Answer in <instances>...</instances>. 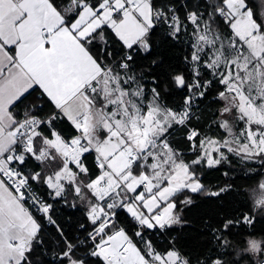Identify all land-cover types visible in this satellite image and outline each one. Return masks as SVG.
I'll return each instance as SVG.
<instances>
[{"label":"snow or ice","instance_id":"6c2138e0","mask_svg":"<svg viewBox=\"0 0 264 264\" xmlns=\"http://www.w3.org/2000/svg\"><path fill=\"white\" fill-rule=\"evenodd\" d=\"M158 32L188 38V51L178 73L153 60L149 89L137 62ZM213 87L216 135L192 124ZM162 88L184 93L183 104L169 107ZM64 122L70 138L57 129ZM229 154L264 168V0H206L203 11L188 0H0V264H44L49 252L51 264H239L246 254L264 264V238L236 239L264 213V179L251 210L205 222L215 244L195 261L173 236L188 224L181 205L230 194L200 177ZM69 198L85 208L84 240L53 218L49 201ZM42 221L55 226L52 246Z\"/></svg>","mask_w":264,"mask_h":264},{"label":"trees","instance_id":"16d2710c","mask_svg":"<svg viewBox=\"0 0 264 264\" xmlns=\"http://www.w3.org/2000/svg\"><path fill=\"white\" fill-rule=\"evenodd\" d=\"M179 3H182V0H179ZM190 7H195L196 4L201 5V11L204 10V4L206 0H188ZM259 18V17H258ZM188 38L182 37L181 42H173L167 40L164 35L158 32L153 37L154 48L151 55H148L146 59H140L137 62V71H145V75L149 78L145 81L147 87L150 89L151 79L150 75L155 73H149L147 69L152 66L153 60L159 59L162 60V65L157 72L160 73H178L181 69H184V60L183 57L188 51L187 45ZM111 49L118 53L120 51V46L117 43H111ZM190 71V69L188 70ZM163 79V76H161ZM164 102L169 107H179L183 104V95L184 93H177V91L172 90L165 92L164 89H161ZM215 87L210 90V94L207 99L198 101L195 110L196 115L200 116L201 119L196 121L193 119L192 124L195 125L201 132L208 133L211 135H216L217 131L212 126L213 114L218 111L217 107L219 106L218 102L214 100ZM33 97H28L22 104L17 108L18 112L23 111L26 105H29ZM48 106H45L44 111L47 112ZM57 129L65 137L70 138L73 134V129L66 123H57ZM175 142L179 148L184 151L185 157L189 158L191 153L187 151L186 142L181 138L179 134L175 136ZM90 168L94 167L92 158L90 157L86 161ZM247 165L240 164L238 162H229L222 163L217 168H207L204 167L201 169L200 177L201 181L206 188L217 189L224 185H232V190L230 194L226 197L225 201L221 202L215 198H206V197H195V203L191 206H183L184 209L183 217L188 221V224L184 228H177L173 233V236L176 238L178 246L182 251L186 252L189 256L195 261V257L200 254L202 255L207 248L213 247L215 241L212 240L211 232L209 227L205 226V222L209 226H214L225 216H239L242 213H246L252 209V202L250 199V194L256 189L258 183L261 181L263 176L264 168L260 167V163L256 162L252 166V170L247 169ZM249 168V167H248ZM227 173V175H225ZM41 195L47 199V196L44 192H40ZM54 203L55 209L52 213L53 218L56 220L71 239L84 240L87 238V231L90 229L91 225L87 222L85 216V208L76 203V207H72V201L68 200V203L65 204L63 201L56 203L54 201H49ZM253 215L256 218V223L253 227L247 225L243 226L241 229V236L237 237V240H245L246 236L244 233H250L254 235L257 239L264 238V213L257 214L253 212ZM128 222V217L126 214H121L120 217V226H126ZM44 224V239L46 244L52 246L54 239L57 236L55 226L48 225L46 221H42ZM85 224V228L81 229L80 224ZM130 235L133 233L130 232ZM157 243H159V238H156ZM245 244H240L239 247H245ZM51 256L49 252L48 257ZM48 257H45L44 264H51V261ZM236 259L235 256L232 257ZM254 258L251 255H243L239 264H252Z\"/></svg>","mask_w":264,"mask_h":264},{"label":"crops","instance_id":"0c3cea01","mask_svg":"<svg viewBox=\"0 0 264 264\" xmlns=\"http://www.w3.org/2000/svg\"><path fill=\"white\" fill-rule=\"evenodd\" d=\"M219 105V104H218ZM67 123V122H66ZM229 156L231 157V154H229ZM231 160L233 161V162H235V158H233V157H231ZM236 162H237V160H236ZM247 169H249L248 167H247ZM263 176H262V179H264V171H263ZM69 200L70 201H72V202H74V198H69ZM77 204H79L80 206H82V207H84L81 203H79V202H76Z\"/></svg>","mask_w":264,"mask_h":264},{"label":"built area","instance_id":"2783aa9c","mask_svg":"<svg viewBox=\"0 0 264 264\" xmlns=\"http://www.w3.org/2000/svg\"><path fill=\"white\" fill-rule=\"evenodd\" d=\"M182 3H183V0H182ZM197 104V103H196ZM196 104H194L193 106L195 107L196 106ZM74 131V130H73ZM252 264H255V261L252 263Z\"/></svg>","mask_w":264,"mask_h":264},{"label":"rangeland","instance_id":"374dc122","mask_svg":"<svg viewBox=\"0 0 264 264\" xmlns=\"http://www.w3.org/2000/svg\"><path fill=\"white\" fill-rule=\"evenodd\" d=\"M193 108H195L194 106H193ZM219 108V106L217 107V109ZM217 131V130H216ZM208 134H209V132H208ZM211 135V134H210ZM181 149V148H180ZM182 150V149H181Z\"/></svg>","mask_w":264,"mask_h":264}]
</instances>
